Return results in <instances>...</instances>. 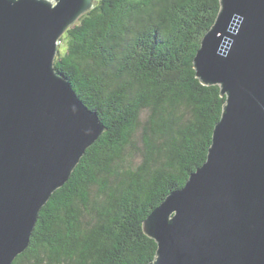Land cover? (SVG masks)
I'll return each instance as SVG.
<instances>
[{
    "label": "water",
    "instance_id": "1",
    "mask_svg": "<svg viewBox=\"0 0 264 264\" xmlns=\"http://www.w3.org/2000/svg\"><path fill=\"white\" fill-rule=\"evenodd\" d=\"M219 2L193 67L225 102L205 161L143 221L157 244L146 264H264V0ZM95 4L0 0V264L104 130L54 69L61 36Z\"/></svg>",
    "mask_w": 264,
    "mask_h": 264
},
{
    "label": "trees",
    "instance_id": "2",
    "mask_svg": "<svg viewBox=\"0 0 264 264\" xmlns=\"http://www.w3.org/2000/svg\"><path fill=\"white\" fill-rule=\"evenodd\" d=\"M219 0H96L54 69L104 125L12 264H146L143 221L205 161L225 96L193 58Z\"/></svg>",
    "mask_w": 264,
    "mask_h": 264
},
{
    "label": "rangeland",
    "instance_id": "3",
    "mask_svg": "<svg viewBox=\"0 0 264 264\" xmlns=\"http://www.w3.org/2000/svg\"><path fill=\"white\" fill-rule=\"evenodd\" d=\"M65 44H66L65 39H63L61 42L59 41L58 48H59V45H60L61 51L64 50Z\"/></svg>",
    "mask_w": 264,
    "mask_h": 264
}]
</instances>
